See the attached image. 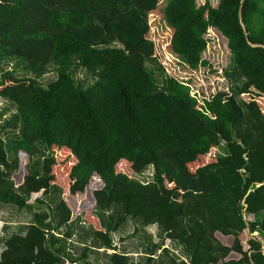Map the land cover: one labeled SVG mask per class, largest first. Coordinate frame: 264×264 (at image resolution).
Instances as JSON below:
<instances>
[{
	"label": "trees",
	"instance_id": "1",
	"mask_svg": "<svg viewBox=\"0 0 264 264\" xmlns=\"http://www.w3.org/2000/svg\"><path fill=\"white\" fill-rule=\"evenodd\" d=\"M210 29L226 40L228 90L199 97L157 48L191 72L210 68ZM11 58L32 75L53 64L57 77L44 88L0 71L17 113L1 127L17 132L0 135V204L31 213L0 240V264H63L77 219L114 251L109 264H129L111 238L128 220L157 228L141 264H264V0H0V66ZM79 69L94 82L77 84ZM148 166L151 182L136 181Z\"/></svg>",
	"mask_w": 264,
	"mask_h": 264
},
{
	"label": "rangeland",
	"instance_id": "2",
	"mask_svg": "<svg viewBox=\"0 0 264 264\" xmlns=\"http://www.w3.org/2000/svg\"><path fill=\"white\" fill-rule=\"evenodd\" d=\"M205 0H196V4L202 5ZM212 7H216L219 0H208ZM150 18V35L153 39L163 41L166 39L165 35L161 34L160 24L161 22L156 21L155 16H149ZM207 46L203 54L211 67L200 68L194 72L189 71L186 67L179 64L178 60L174 55H170L163 51L162 46L157 48L158 61L164 68L167 75L174 77L180 82H187L191 91L199 97H207V95L216 93L219 91H227L228 83L223 78V70L229 64V54L226 48V40L221 36V34L216 29H210L205 35ZM147 70L151 73L154 81L158 86L162 85L164 76L160 68L153 63H146ZM2 69L13 71L17 76L20 77H33L35 78L37 84L41 87H47L48 84L54 81L57 77L56 67L53 64H49L42 73L38 75H32L27 73L23 69V62L18 59H6L1 62L0 71ZM93 76L88 74L86 70L79 69L75 70L73 78L77 84L88 86L94 82ZM15 106L10 102L0 98V135L1 139H5V134L16 135L17 131L9 132L10 130H1V127L5 126L14 116H16ZM6 140V139H5ZM4 140V141H5ZM223 150L219 149V154H222ZM13 153L7 151V158L12 160ZM119 169L126 170V166L122 165ZM153 176V167L148 166L139 174L134 176L136 181L140 183L151 182ZM46 202H50L47 198ZM31 221V213L27 210H17L16 208L0 204V237H6L13 232H18V227L27 225ZM4 224H6V229L4 230ZM73 230V236L70 241L66 242V248L70 250L69 256L64 255L63 264H71L70 259H73L78 264H84L86 254V263L88 264H109L104 258L106 255L101 250L90 249L92 246L91 230L90 227L79 219L75 220L73 225H71ZM64 229L60 230L63 233ZM151 236L154 242H158L157 228L155 226H149L147 228H142L138 223L128 220L125 225H123L119 231L112 234L114 245L119 249L120 247H126L128 252H130V259L133 262H137L142 258L144 259L145 249L149 246L147 242V236ZM264 243V237L261 238ZM2 246L0 245V251ZM168 249L170 253L175 255L179 260L180 258H185L183 249L174 244H168ZM111 252V251H110ZM159 255V254H158ZM134 264V263H133Z\"/></svg>",
	"mask_w": 264,
	"mask_h": 264
},
{
	"label": "crops",
	"instance_id": "3",
	"mask_svg": "<svg viewBox=\"0 0 264 264\" xmlns=\"http://www.w3.org/2000/svg\"><path fill=\"white\" fill-rule=\"evenodd\" d=\"M6 224H4V227H3V229L5 230L6 229ZM20 229V227H18V230ZM120 230V229H119ZM118 230V231H119ZM13 233H16V232H13ZM116 233V232H115ZM113 234V233H112ZM112 234H111V238H112ZM3 237H0V240L2 239ZM70 241V240H69ZM115 243H114V241H113V238H112V247H114V249H115V251H117V252H119V253H125L126 255H127V257H128V259H129V264H141L142 262H141V260H142V258H140L137 262H133L132 263V261H131V259L129 258L130 256V252H128V249L126 248V247H120L119 249L116 247V245H114ZM0 245H1V243H0ZM2 246V245H1ZM94 243L92 242V246H90L91 248L90 249H95V250H98V252H99V250H101L100 252H102V253H104L106 256L104 257L107 261H108V256L110 255V254H112L114 251H112V250H106V249H104V248H102L101 246H98V245H95L94 247ZM168 248V247H167ZM1 251H2V248H1ZM0 251V252H1ZM111 251V252H110ZM66 256L68 255H70L69 254V252H70V250L68 249V248H66ZM158 254H160V250H157V252L155 253V256H154V259H157V256H158ZM86 254L84 253V258H85V263L84 264H88V263H86L88 260H86V256H85ZM141 256H144V258L146 257V254H144V255H142V254H140ZM185 255V254H184ZM185 258H180V260H182V261H187V258H186V255L184 256ZM144 260V259H143ZM71 264H78L76 261H73Z\"/></svg>",
	"mask_w": 264,
	"mask_h": 264
},
{
	"label": "built area",
	"instance_id": "4",
	"mask_svg": "<svg viewBox=\"0 0 264 264\" xmlns=\"http://www.w3.org/2000/svg\"><path fill=\"white\" fill-rule=\"evenodd\" d=\"M143 184H146V183H143Z\"/></svg>",
	"mask_w": 264,
	"mask_h": 264
}]
</instances>
